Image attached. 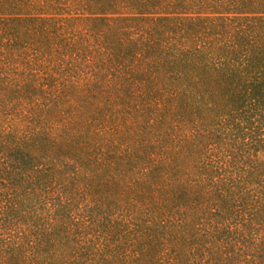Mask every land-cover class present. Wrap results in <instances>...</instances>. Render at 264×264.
I'll return each instance as SVG.
<instances>
[{
    "label": "trees",
    "instance_id": "1",
    "mask_svg": "<svg viewBox=\"0 0 264 264\" xmlns=\"http://www.w3.org/2000/svg\"><path fill=\"white\" fill-rule=\"evenodd\" d=\"M2 94L0 264H264V0H0Z\"/></svg>",
    "mask_w": 264,
    "mask_h": 264
},
{
    "label": "rangeland",
    "instance_id": "2",
    "mask_svg": "<svg viewBox=\"0 0 264 264\" xmlns=\"http://www.w3.org/2000/svg\"><path fill=\"white\" fill-rule=\"evenodd\" d=\"M17 13H18V12H17ZM78 16H79V15L76 14L75 11L72 12L71 17L75 18V17H78ZM5 100H6V96H4V94L0 95V119H1V121H2V119H3V117L1 116V113H2V111H3V109H4V107H5V105H4ZM75 205L77 206L78 204H75ZM80 205H81V204H80Z\"/></svg>",
    "mask_w": 264,
    "mask_h": 264
}]
</instances>
